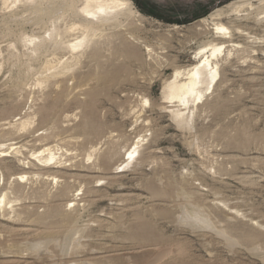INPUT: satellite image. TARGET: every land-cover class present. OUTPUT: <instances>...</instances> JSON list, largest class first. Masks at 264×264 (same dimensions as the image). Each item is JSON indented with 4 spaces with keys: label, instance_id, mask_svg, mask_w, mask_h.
I'll return each mask as SVG.
<instances>
[{
    "label": "rangeland",
    "instance_id": "374dc122",
    "mask_svg": "<svg viewBox=\"0 0 264 264\" xmlns=\"http://www.w3.org/2000/svg\"><path fill=\"white\" fill-rule=\"evenodd\" d=\"M237 1L131 0L100 24L86 0H0V264H264V1ZM216 22L235 47L177 117L166 83L224 42ZM45 145L49 163L33 155ZM95 145L125 171L106 178L87 160Z\"/></svg>",
    "mask_w": 264,
    "mask_h": 264
},
{
    "label": "bare ground",
    "instance_id": "6f19581e",
    "mask_svg": "<svg viewBox=\"0 0 264 264\" xmlns=\"http://www.w3.org/2000/svg\"><path fill=\"white\" fill-rule=\"evenodd\" d=\"M249 1H252V0H239L236 3L237 4L239 3V8H240V7H243L245 3L251 4V2ZM259 1L263 2L264 0H259ZM131 4H132L131 0H111L110 2H108V0H86V4L80 11L82 13H85V14H88V15H91L97 18L100 24L102 23L105 24L107 22L116 20V15L118 13L113 11V7H118L120 5H123L126 8V7H130ZM134 13L139 14V11L136 10L134 11ZM220 14H221L220 10L213 12L211 14L212 20H215V17ZM201 22H204V21L201 20ZM87 24H88L87 28L90 29L93 27L94 22L88 20ZM214 27L216 30L215 33H222L221 38L224 42L217 43L215 42V38L209 40L208 42H205L203 46L196 52V59L190 65V67L185 70L177 69L173 75V78H171L166 83L164 99L171 103L177 102V104L174 105L176 108L172 109V112L177 117L184 116L185 113L190 110V106H196V104H198L200 100H202L203 97H205L207 92L211 89V86L213 85V83L219 77L221 73V66L219 65V62L216 61V59L218 58L219 54L223 52V49L226 48V43L228 42V44H230L227 46L235 47L234 40L229 38V36L228 37L226 36L227 34L231 33V30L229 27L225 26L222 23H217V22L214 23ZM81 45H82V40H79V41L75 40L73 42H70L68 44V47L75 50ZM126 46H127L126 53H128L129 55L130 54L136 55V51L132 47V45L127 43ZM93 55L96 56L97 52L94 51ZM118 73H119V70L114 69L110 71L109 70L104 71L99 76L101 77V79H104V80L105 79H115ZM147 101L148 100H146V102ZM21 124H22V127L25 128L26 126L30 124V119L28 118L27 120L22 121ZM83 126L87 128L90 132H92L97 139H101L103 136H105L102 126L100 124H97L92 117L88 118L83 123ZM112 136H113L112 134H109V136L107 137L108 139H112ZM141 142H142L141 140L134 142V146H136L135 149L128 150L127 152L128 157L124 158L122 164H120V167H122V165L125 164L130 159V157L136 151V148H138V145H140ZM110 143L112 144L113 142L109 140L108 144ZM97 147H98L97 145L93 146L92 152L87 155V160L89 161L90 159H92V157L95 154H97L98 155L96 157L97 160L95 161L93 165L103 167L104 171L106 170V176H107L106 178H113L115 177L114 174H119L125 171V170H120V169L112 170V171L110 170L111 169L110 166L113 163L112 160H113V157L116 151L112 146L109 147L107 150H105L103 153L100 152L99 148ZM33 155H36V158L46 163H49L53 161L54 159H56V154L54 153V149L50 145L42 146L38 151L33 152ZM46 167L47 168L45 167L43 168L40 167V168L46 169V170L48 169L47 171L44 170L46 172L52 171L48 175H53L54 178H56V175L58 173L59 174L61 173V175L66 176V172H62L63 170H60L62 169V167L52 166L53 167L52 168L50 165H46ZM27 168L28 167H25V166L21 168V173L19 174L21 178H25L27 176V172H26ZM54 168H59V169L54 171L52 170ZM42 169H40V171H42ZM77 195L78 194H74L72 197H69L68 199H66L67 206L75 205L76 200H77V197H76ZM0 204H4V205L6 204L5 195L0 200ZM64 218L65 219L70 218V214L68 212H65ZM37 219H42V215H38ZM37 230L36 228L35 229L34 228H23L21 232H23L24 234L26 233L27 235H30V234L37 233L38 232ZM133 251L135 252V249H133Z\"/></svg>",
    "mask_w": 264,
    "mask_h": 264
}]
</instances>
